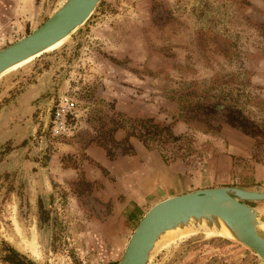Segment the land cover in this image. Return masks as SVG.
Masks as SVG:
<instances>
[{"label":"rangeland","instance_id":"1","mask_svg":"<svg viewBox=\"0 0 264 264\" xmlns=\"http://www.w3.org/2000/svg\"><path fill=\"white\" fill-rule=\"evenodd\" d=\"M64 1L0 0V49ZM62 96L70 114L57 134L49 121ZM228 109L253 134L229 126ZM118 143L106 156L102 145ZM263 161L264 0H99L66 40L0 77V264L7 247L27 264H118L155 201L136 209L137 181L174 168L191 189L264 191ZM149 264L263 263L195 234Z\"/></svg>","mask_w":264,"mask_h":264},{"label":"water","instance_id":"2","mask_svg":"<svg viewBox=\"0 0 264 264\" xmlns=\"http://www.w3.org/2000/svg\"><path fill=\"white\" fill-rule=\"evenodd\" d=\"M98 1L65 0L39 26L1 48L0 77L68 38L85 23ZM183 229H189L190 235L209 234L240 244L264 264V191L258 185L220 186L162 199L138 220L118 264H149L168 244H160L164 235Z\"/></svg>","mask_w":264,"mask_h":264},{"label":"crops","instance_id":"3","mask_svg":"<svg viewBox=\"0 0 264 264\" xmlns=\"http://www.w3.org/2000/svg\"><path fill=\"white\" fill-rule=\"evenodd\" d=\"M254 169L255 172L262 177L259 179H262V181L264 182V161L262 163L256 164ZM136 183L140 185L139 188L142 190L141 191L139 188H137L138 186H134V188L137 189L138 192V194L134 195V198H132V200L135 201L134 205L136 206V209H141V206L147 203L148 199L149 200L155 199V201L151 204L153 205L154 203L162 199H165L169 196L183 194L191 190H196L200 188L198 187L191 189L192 185H194V182L191 181V178L189 176H184L183 173H181L179 170H176L174 168L172 170H169V168L167 169L160 168L158 169V173H156L154 176H150V178H148L147 181L145 182L137 181ZM213 187H218V185ZM165 189L168 191L173 190L174 193L172 195H165L161 199H156L157 196H161L159 191L160 190L163 191Z\"/></svg>","mask_w":264,"mask_h":264},{"label":"trees","instance_id":"4","mask_svg":"<svg viewBox=\"0 0 264 264\" xmlns=\"http://www.w3.org/2000/svg\"><path fill=\"white\" fill-rule=\"evenodd\" d=\"M225 121L226 123L231 126V127H236L239 128L244 134H253L247 126V122L246 120H243L241 118L240 115H233L232 110H227V113L225 114ZM155 129L157 128V126H154ZM161 129H165L164 127H160ZM117 126L113 127L111 129V132L116 130ZM145 133H148L150 135H154L155 132H150L148 129L145 130ZM125 140L122 141V143L125 144ZM121 144V143H120ZM119 143L116 144V147L113 148H107L105 146L102 145L103 149L105 150V154L108 157L112 156V153L115 151V149H118V146L120 145ZM120 154L124 155V154H131L132 150H131V146L127 144L126 149H123L122 147L120 148ZM38 214L41 215L42 214V206L40 204V202L38 201ZM42 221H44V219H41ZM7 255L4 256V261L7 262L8 264H27V262H25L20 255H18L17 252H15L14 250H12L11 248L7 247Z\"/></svg>","mask_w":264,"mask_h":264},{"label":"built area","instance_id":"5","mask_svg":"<svg viewBox=\"0 0 264 264\" xmlns=\"http://www.w3.org/2000/svg\"><path fill=\"white\" fill-rule=\"evenodd\" d=\"M70 114V108L66 98L63 96L57 100V103L51 108L50 128L53 133H64L66 131V118Z\"/></svg>","mask_w":264,"mask_h":264},{"label":"bare ground","instance_id":"6","mask_svg":"<svg viewBox=\"0 0 264 264\" xmlns=\"http://www.w3.org/2000/svg\"><path fill=\"white\" fill-rule=\"evenodd\" d=\"M67 39V37L66 38H64L63 40H61L60 42H58V43H56L55 45H53L52 47H50L48 50H46L45 52H48V51H50V50H52L53 48H55L56 46H58L60 43H62L64 40H66ZM30 60L31 59H29V60H27V61H25V62H23V63H21V64H19V65H17V66H15V67H12L11 69H9L8 71H6L3 75H5L6 73H8V72H10V71H12V70H14L15 68H17V67H19V66H21V65H23V64H25V63H28V61L30 62ZM32 61V60H31ZM2 75V76H3ZM191 234V231L189 230V229H183V230H181V231H179V230H176V231H171V232H168V233H166L165 235H164V237L162 238V242L160 243V244H167V243H169V242H171V241H173V240H175V239H180V237L182 238V236H188V235H190ZM159 244V243H158Z\"/></svg>","mask_w":264,"mask_h":264}]
</instances>
